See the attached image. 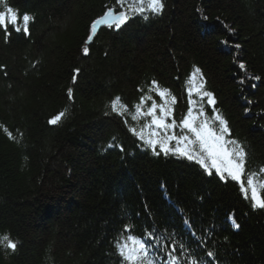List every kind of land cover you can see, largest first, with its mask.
I'll return each instance as SVG.
<instances>
[{"label":"trees","instance_id":"obj_1","mask_svg":"<svg viewBox=\"0 0 264 264\" xmlns=\"http://www.w3.org/2000/svg\"><path fill=\"white\" fill-rule=\"evenodd\" d=\"M164 4L159 15L100 27L84 55L92 21L105 7L119 10L115 0H0V11L8 5L18 13L21 29L22 16L31 18L29 36L10 24L5 42L0 28V237L17 244L15 251L0 245V264H121L114 242L125 225L160 238L150 243L161 264L168 256L160 248L171 251L173 240L180 264H264V209L252 208L237 182L141 147L128 130L136 122L109 106L119 96L131 108L138 87L146 91L154 79L177 98L178 120L187 109L185 82L198 67L227 121L226 139L245 148L246 171H258L264 0ZM238 62L261 80L245 78Z\"/></svg>","mask_w":264,"mask_h":264},{"label":"snow or ice","instance_id":"obj_2","mask_svg":"<svg viewBox=\"0 0 264 264\" xmlns=\"http://www.w3.org/2000/svg\"><path fill=\"white\" fill-rule=\"evenodd\" d=\"M119 10L113 7H105L102 15L94 19L90 25V32L84 42L83 54L88 55L90 44L98 28L106 26L108 28L120 29L122 25L135 16L148 18V14L159 15L163 12L164 0H115ZM6 11H0V28L4 30L5 42H10L11 32L8 26L13 25L12 31L25 36L30 35L29 21L30 16H22L23 28L18 23V13L8 5ZM199 11V10H198ZM206 20L207 17L205 16ZM225 27H227L225 25ZM227 43V42H225ZM238 49L240 45H235ZM238 69L245 73V78L260 81L259 75L251 76L247 73L245 63L238 62ZM3 70V66H0ZM79 69H74L73 82ZM6 75V72H5ZM200 79L197 81V76ZM244 83V78L241 79ZM187 93V109L180 118H175V105L177 98L167 87H161L156 80L150 82V86L145 89L139 88L141 92L138 102L130 106L122 102L121 97L117 96L110 101V109L121 117H130L131 121L136 122V126H129L132 133L140 142L141 147L151 148L153 154L158 155H178L186 158L200 166L207 174L217 175L220 180H232L239 184L240 192L245 199H250L252 208L264 209V165L258 171H246L247 153L245 148L236 140L226 139L229 134L227 121L215 109V98L213 93L204 90L203 77L197 67L189 75L185 82ZM255 87V85H253ZM155 97L159 98V102ZM68 98H73L72 89H68ZM207 105L213 106L212 114L209 115L205 109ZM64 113L58 114L49 120V124H56ZM143 121V123H140ZM128 124V119H125ZM10 138L12 134L8 133ZM112 145H110L111 147ZM157 148L159 152H157ZM122 150V147H121ZM235 227H239L235 225ZM159 241L160 238L155 233H145L144 236H137L133 232L131 225H125L115 239L114 248L121 258V264H156V259L151 255L154 251L150 241ZM6 243V248L15 251L17 244L12 241L7 234L0 237V245ZM176 241H172L171 251L161 247L160 251L167 252L168 261L166 264H180L179 257L175 254ZM181 254H184V246L181 244ZM209 257L213 256L208 252ZM188 264H198L195 258H190Z\"/></svg>","mask_w":264,"mask_h":264},{"label":"rangeland","instance_id":"obj_3","mask_svg":"<svg viewBox=\"0 0 264 264\" xmlns=\"http://www.w3.org/2000/svg\"><path fill=\"white\" fill-rule=\"evenodd\" d=\"M187 95V94H186ZM160 154H162V155H164L162 152H159ZM174 157V159H176V160H184V161H186L187 163H193L195 166H199L198 164L196 165V163H194V162H192V161H189V160H187L186 158H183V157H180V156H178V155H173ZM200 167V166H199ZM201 169V168H200ZM70 193H69V191L67 192V194L66 195H69ZM44 195H48V194H44ZM49 195H52V194H49ZM70 195H72V192H71V194Z\"/></svg>","mask_w":264,"mask_h":264},{"label":"bare ground","instance_id":"obj_4","mask_svg":"<svg viewBox=\"0 0 264 264\" xmlns=\"http://www.w3.org/2000/svg\"><path fill=\"white\" fill-rule=\"evenodd\" d=\"M249 201H250V199H249ZM152 245H154V244L152 243Z\"/></svg>","mask_w":264,"mask_h":264},{"label":"water","instance_id":"obj_5","mask_svg":"<svg viewBox=\"0 0 264 264\" xmlns=\"http://www.w3.org/2000/svg\"><path fill=\"white\" fill-rule=\"evenodd\" d=\"M102 27V26H101ZM99 29V28H98Z\"/></svg>","mask_w":264,"mask_h":264}]
</instances>
